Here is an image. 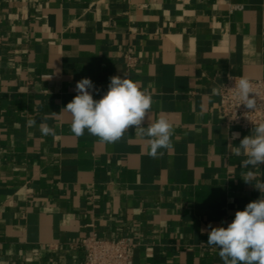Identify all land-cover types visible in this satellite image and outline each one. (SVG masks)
I'll list each match as a JSON object with an SVG mask.
<instances>
[{"label": "crops", "instance_id": "1", "mask_svg": "<svg viewBox=\"0 0 264 264\" xmlns=\"http://www.w3.org/2000/svg\"><path fill=\"white\" fill-rule=\"evenodd\" d=\"M116 75L173 125L162 156L134 128L113 144L71 132L76 83L99 99ZM227 75L264 78V0H0V264H82L89 235L128 240L132 264H223L208 226L262 196L246 172L264 180L233 152L252 130L218 113Z\"/></svg>", "mask_w": 264, "mask_h": 264}, {"label": "clouds", "instance_id": "2", "mask_svg": "<svg viewBox=\"0 0 264 264\" xmlns=\"http://www.w3.org/2000/svg\"><path fill=\"white\" fill-rule=\"evenodd\" d=\"M109 79L107 91L99 99L93 97L96 86L90 78L84 77L76 83L77 94L62 109L71 116V132L80 137L87 131L101 143L113 144L134 128L135 136L150 140L148 155L153 159L162 156L161 149L172 147L174 129L165 118H159L154 123L148 121V113L154 102L151 92L125 75ZM233 89L239 105L256 110V94L247 77L242 76L235 81ZM219 94L221 89H212V95ZM28 125L35 126L36 121L29 120ZM253 125L251 134L244 136L233 149L235 155L246 157L241 162V167L245 169L264 165V122ZM39 131L43 136L56 134L53 127L43 122L39 125ZM239 136V133L232 134L233 139ZM254 179L251 171L243 177L245 183L254 184L262 196L249 202L243 210H237L227 227L208 226L210 231L207 232L206 243L218 249L223 264H264V180L253 183Z\"/></svg>", "mask_w": 264, "mask_h": 264}, {"label": "built area", "instance_id": "3", "mask_svg": "<svg viewBox=\"0 0 264 264\" xmlns=\"http://www.w3.org/2000/svg\"><path fill=\"white\" fill-rule=\"evenodd\" d=\"M126 66L132 68L136 59L128 49L124 54ZM241 76L227 75L218 89V113L227 127H235L241 131H251L253 124L264 122V78L249 79L256 94L257 108L255 111L239 105L235 95V81ZM254 95V94H250ZM84 251L82 264H132L133 245L124 238L105 239L89 235L81 240Z\"/></svg>", "mask_w": 264, "mask_h": 264}]
</instances>
